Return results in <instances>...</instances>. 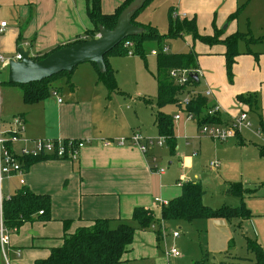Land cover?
<instances>
[{"label":"crops","instance_id":"obj_1","mask_svg":"<svg viewBox=\"0 0 264 264\" xmlns=\"http://www.w3.org/2000/svg\"><path fill=\"white\" fill-rule=\"evenodd\" d=\"M125 1L101 0L102 12L106 15L114 14ZM176 1L178 8L173 11L181 16L186 15L188 20H195L199 34L204 37H213L215 30L222 31L225 23H228L229 30L223 33L222 39L240 32L241 16L248 28L252 23L248 12H242L236 20L230 21L238 9H243L244 5L249 7L252 0ZM202 16L207 18L206 22L201 21ZM136 22L143 25L138 18ZM204 22H211L214 27L203 32L201 24ZM1 23H7V28L0 35V53L10 59L15 58L21 50L29 52L32 59L42 57L56 48L86 39V34L94 30L87 14V0H0ZM214 46L207 49L199 63V73L205 81L206 92L211 90L213 93L210 105L220 107L223 118L231 122L239 115V111L232 110L236 100L244 112L253 113L258 116V120L264 121V51L258 54V58L253 54L239 56L233 68L232 84L229 85L224 57L226 49L219 47L214 51ZM109 62L113 68V60ZM74 73L73 79L66 80L67 85H64V79L54 83L56 98L51 99V96L36 105L24 104L20 87L21 91L13 89L17 86L0 88L2 128L9 130L15 117L21 118L26 126L19 144L15 146L16 151L30 147L31 142L36 140L86 142L76 162L43 158L29 168L24 166V185H21L18 176L0 180V229L3 201L20 190L26 189L29 193L47 196L51 201L49 219L37 214L18 230H9V243L4 253L0 245V264H34L45 260L53 249L63 245L66 234L90 227L100 219L131 220L136 208L154 212L158 206L156 200L168 203L181 195L182 186L179 187L180 191H175L166 178V170L159 175L151 169L152 160L156 159L157 163L159 160L155 149L161 150L167 145L163 148L155 146L146 155L138 147L117 145L119 141L130 139L135 134H157L160 137L155 126V114L151 120L155 129L149 132L148 120L140 116V109L137 108L138 121L135 123L130 117L132 113L129 107L122 111L123 106H117L120 96H125L124 93L119 88L120 93L110 94L98 80L94 66L81 65ZM197 92L206 93L199 89ZM246 95H256L257 112H251L248 105L238 101L239 96ZM58 99L63 102L59 104ZM144 101L145 104L149 102ZM121 103L124 105V102ZM175 140L176 148L171 150L172 155L178 151L176 125ZM106 141L112 145L104 146ZM256 148L258 150V146ZM191 162L192 159L184 157L177 182L195 183L183 177L184 170ZM252 221L246 222L252 225ZM154 244L153 236L147 234V231H137L132 246L123 257L124 264H133L139 252L146 249L154 251Z\"/></svg>","mask_w":264,"mask_h":264},{"label":"rangeland","instance_id":"obj_2","mask_svg":"<svg viewBox=\"0 0 264 264\" xmlns=\"http://www.w3.org/2000/svg\"><path fill=\"white\" fill-rule=\"evenodd\" d=\"M250 4L249 7L244 5L241 13L248 12L252 23L248 28L241 16L240 32L248 35V38L257 39L264 36V0H252ZM176 8H178L176 0H154L138 15V19L143 26L154 28L159 34L168 36L170 13ZM201 21L206 22L207 18L202 16ZM205 22L201 24L203 25L202 31L208 32L214 24ZM228 30V23H225L222 31L226 33ZM128 44L135 46L133 42L128 41L124 47ZM247 44L248 46L245 43L240 44L241 52L247 48L254 54L264 51V41ZM162 46H169L171 54L195 53L198 64L205 57L207 49L210 50V46L188 34L177 39L165 38L161 42ZM219 47L225 48L222 45H215L214 51ZM143 50L146 54V61L133 55L112 56L109 60L114 62L113 68L117 71L118 86L125 95L120 96V103L117 106H123L122 111H126L125 109L129 107V112L132 113L130 117L135 123L138 121L137 108L140 109V116L148 120L149 127L147 128L150 132L155 129L151 122L152 115L159 110L156 101L157 57L152 56V52L160 51V45L156 42H147L143 44ZM226 77L228 84L231 85L232 82L227 74ZM199 78L200 84L197 89L206 92L201 72ZM7 80L8 70L2 71L0 88L16 87L6 84ZM66 80L64 78V85H67ZM13 89L21 91L18 86ZM53 98H56L55 94L52 95L51 99ZM144 100H149V103L145 104ZM232 110L239 111L240 115L243 107L235 100ZM162 112L174 119L177 127L178 151L172 155V151L165 146L161 150L156 148L155 153L159 159V169L166 170V178L169 179L175 191H180L177 174L182 169L181 162L184 161V157L190 158L192 162L184 170L183 177L190 178L202 186L205 191L204 205L211 209H219L225 206L239 208L244 203L245 207L252 212L253 221L252 225L239 219L232 222L224 219H202L192 223L181 220L163 221L161 220L162 205L158 204L154 209L155 222L149 230H146L147 234L153 236L154 251L146 249L139 252L133 264H256L255 255L247 248V240L257 242L264 250V187L254 194L257 198H250V195L246 194L244 201L228 195L227 189L230 184L240 183L248 189H256L257 185L264 183V159L259 156L256 148V146H264V137L259 134L258 116L253 113L248 114L252 128L241 129V137L246 143L242 146L237 138L240 137L239 135L227 142H220L201 135L197 129V123L190 121L185 109L177 105H168L162 108ZM176 116H179L181 120L175 121ZM142 136L157 141L160 139L157 134L151 136L142 133ZM212 164H217L218 168H211ZM174 234H178L179 237L175 239ZM173 249L178 251L179 258L167 257Z\"/></svg>","mask_w":264,"mask_h":264},{"label":"trees","instance_id":"obj_3","mask_svg":"<svg viewBox=\"0 0 264 264\" xmlns=\"http://www.w3.org/2000/svg\"><path fill=\"white\" fill-rule=\"evenodd\" d=\"M135 0H126L114 14L106 15L102 12L101 0H87V14L94 26V30L86 34V39H79L65 47H59L52 52L42 56L33 58L35 62L41 61L49 57L56 51L74 46L79 43H86L95 38L99 34L100 27L107 30H113L121 13L130 6ZM154 0H146L142 10L133 19L135 26L144 29V32L133 38H129L113 51H111L105 58L106 72L101 74L94 64H91L96 69L98 80L102 83L110 94L120 93L118 83L116 80V72L109 62L112 56L125 57L129 55V49L124 47L128 41L134 43L133 56L140 57L146 61V54L143 50V44L147 42H156L160 45L165 38L177 39L182 35L188 34L194 36L195 39L204 43L207 46L222 45L226 51L224 57L226 60V71L228 78L233 80V68L236 60L243 54L254 55L258 58V54H254L247 48L245 51H240V44L245 43H262L264 36L252 39L248 35L237 32L222 39L223 31L215 30L213 37H204L199 34L195 20H188L187 18L180 20L174 19L170 13V31L168 36L158 33V31L151 27L140 25L136 22L138 15L152 3ZM242 7L238 9L237 13L230 17V21L236 20L241 13ZM174 19V20H173ZM76 70V69H75ZM74 70V71H75ZM187 70L190 73H199V64L197 55L195 53L187 54H164L160 52L157 56V107L158 112L155 113V126L158 129L160 137L165 139L167 147L174 151L176 148L175 140V125L174 119L166 116L161 110L168 105H177L185 109V113L193 116V122L197 123L198 130L206 125L228 126L230 121L223 118L222 114L209 116L208 111L213 107L210 105L209 98L204 94L197 92V87L200 84L192 79L188 81L187 85L181 86L176 83L171 77L173 71ZM61 73L41 82L32 83L29 85H14L22 89L23 102L26 105H36L48 100L54 92V83L61 79L71 80L74 74ZM6 84H9L6 82ZM12 85V84H10ZM194 92L190 96V102L187 106H182L181 102L187 94ZM240 103L248 105L251 112L258 111L256 95L239 96ZM146 103H149L146 101ZM259 133L264 137V121L259 120ZM240 145H245L241 134L238 133ZM259 155L264 158V146H258ZM43 158H28L22 159V163L26 167H30L35 162L41 161ZM264 183H261L256 189H247L243 184H230L227 189V194L233 197L245 200V195L254 196L259 188H263ZM181 195L178 198L168 202L167 206L161 207V220H181L192 223L196 220L202 219H224L232 222L235 219L246 222L253 219V214L245 207V204L239 208L222 207L219 209H211L204 205L203 198L205 191L200 184L187 183L183 184ZM43 212L46 219L50 218L51 201L47 196H39L29 193L26 189L20 190L17 194L8 200H4L2 204V215L4 226L12 231L18 230L24 223L33 218L34 215ZM42 216V217H43ZM155 213L150 209L136 208L133 212L131 220H112L100 219L94 221L93 225L86 228H81L73 234H66L63 238V245L59 248L53 249L51 255L45 260H39L34 264H124V255L134 242L135 234L138 230L146 231L155 222ZM133 223V225H132ZM67 227V223H65ZM247 248L249 252L255 255L256 264H264V250L257 242L247 240ZM200 264V263H195Z\"/></svg>","mask_w":264,"mask_h":264},{"label":"built area","instance_id":"obj_4","mask_svg":"<svg viewBox=\"0 0 264 264\" xmlns=\"http://www.w3.org/2000/svg\"><path fill=\"white\" fill-rule=\"evenodd\" d=\"M174 19H185L186 15H180L177 11L173 13ZM7 28V23L0 24V35H2ZM126 48L129 49V55L133 54V46L126 45ZM160 52L164 54L170 53V49L168 46H164L161 51L152 52V56L157 57ZM22 56L20 53L15 58H7L0 53V74L2 71L8 70V63L10 60L20 61ZM189 71H173L171 72V77L176 81L177 84L184 86L188 84V81L191 80L189 77ZM200 77V73H198ZM57 97V94L54 93ZM194 92L187 94V96L181 102L182 106H187L190 102V96L193 95ZM205 97L210 98L213 96L211 90L207 91ZM63 102L62 99H58V103L61 104ZM222 114V110L220 107L213 105V107L208 111L209 116H214L217 114ZM179 120L180 117L177 116L175 118ZM188 119L193 121V116L188 114ZM251 129L252 124L249 121L248 112H241V114L232 119L228 126H218V125H206L199 129L200 134L211 138L220 142H227L230 139L236 138L238 133H241V129ZM26 131V126L24 121L21 118L15 117L12 121V127L5 131L2 128L0 123V180L3 178L11 179L15 176H18L21 180V185H24L23 176L25 173L24 164L22 163V159L28 158H51L56 160H68L72 162L78 161L80 151L86 146V142L83 140H36L31 142L30 147H24L19 151L15 150V146L19 144L22 135ZM260 134V133H259ZM104 146H111V142H104ZM119 146H130V147H138L143 154H148L151 149L155 146L163 148L166 143L164 138H160L158 141H154L151 139H145L140 134L133 135L130 139H124L117 143ZM151 169L154 173L162 175L165 170L159 169L158 163L156 159L152 160ZM211 168H218L217 164H212ZM180 186H183L180 183ZM156 203L167 206L168 203L162 202L160 200H156ZM40 216H43V212L39 213ZM9 235L10 231L6 229L3 225V220L1 222L0 229V245L1 249H4L9 243ZM178 234H174V238L177 239ZM168 258H179L180 255L177 250L173 249L171 252L167 254Z\"/></svg>","mask_w":264,"mask_h":264},{"label":"water","instance_id":"obj_5","mask_svg":"<svg viewBox=\"0 0 264 264\" xmlns=\"http://www.w3.org/2000/svg\"><path fill=\"white\" fill-rule=\"evenodd\" d=\"M146 0H135L120 15L113 30L100 27L99 36L89 42L79 43L56 51L44 60L35 62L30 53L20 51V61L8 63V83L12 85H29L41 82L61 73L71 74L77 67L94 64L101 74L106 72L104 58L129 38L137 37L144 29L132 22L142 10ZM190 79L199 83L197 73H189Z\"/></svg>","mask_w":264,"mask_h":264}]
</instances>
